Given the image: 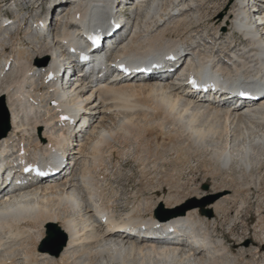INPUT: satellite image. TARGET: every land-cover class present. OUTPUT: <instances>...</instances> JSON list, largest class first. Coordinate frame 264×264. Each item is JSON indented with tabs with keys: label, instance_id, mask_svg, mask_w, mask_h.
Here are the masks:
<instances>
[{
	"label": "bare ground",
	"instance_id": "6f19581e",
	"mask_svg": "<svg viewBox=\"0 0 264 264\" xmlns=\"http://www.w3.org/2000/svg\"><path fill=\"white\" fill-rule=\"evenodd\" d=\"M28 1L0 3V10L6 6L0 12V101H5L9 117V131L0 136V264H232L235 257L224 261L223 240L209 237L211 221L196 208L183 214L178 208L169 212L174 217L167 221L150 223L144 215L153 218V187L145 189L152 191L150 198L141 190V198L138 193L132 201L119 203L108 165L114 153L117 162L130 158L140 163L143 173L146 163L157 172L189 153L218 165L216 173H246L262 164L264 0H253L251 7L247 0L213 4L210 31L202 27L210 0H70L53 19L64 21L63 26L51 23L63 0H51L44 14L49 34L35 37L30 26L40 28L42 22L33 21L42 16L34 7L43 0H34L25 13ZM232 2L234 9L226 11ZM115 3V14L127 12L128 19L119 21L115 34L104 36L86 64L69 60L74 68L65 74L69 81L61 90L57 74L66 55L60 56L58 66L52 64V48L58 39L69 45L66 48L79 46L84 31H102ZM16 10L15 18L7 21L4 13ZM21 31L27 33L21 36ZM111 50V62L130 67L126 74L114 71L106 77L112 64L104 56ZM182 53L193 60L197 72L184 79L180 76L191 69L188 61L181 64ZM40 58L49 63L42 65ZM142 62L151 64L136 72ZM190 81H195L196 90L188 87ZM234 92L249 98H237ZM68 94L74 98L67 100ZM76 108L82 110V121L69 132L61 118ZM156 135L161 143L151 145ZM82 138L85 143L79 144ZM119 140L129 142V148L116 150ZM12 160L19 166L10 179ZM30 168L43 176L24 174ZM21 179L24 182L16 185ZM174 194L158 202L177 207L181 203ZM220 208V201L203 207L213 212ZM102 217L106 225L100 223ZM52 226L65 238L57 256L38 248Z\"/></svg>",
	"mask_w": 264,
	"mask_h": 264
},
{
	"label": "rangeland",
	"instance_id": "374dc122",
	"mask_svg": "<svg viewBox=\"0 0 264 264\" xmlns=\"http://www.w3.org/2000/svg\"><path fill=\"white\" fill-rule=\"evenodd\" d=\"M69 1L70 0H63L64 3L62 2V4H60V6H63L62 9L54 11L52 19H58L59 14H62L63 9H66ZM1 2L2 4H7L8 2H10V0H0V3ZM225 2V0H210V7L207 10L208 17L206 18L207 20L206 22H204L202 27L207 28L208 31L211 30L213 24L209 20L211 17L210 14H212L213 4H216L217 7H220L223 6ZM49 3H51V0H43L39 5L36 4V7L38 6V9L36 7H34V9L37 10L38 13H42L45 11V9L48 8ZM260 3L263 4L261 1ZM229 6H232V8L234 9L235 2L227 5L226 11ZM17 7L20 8L19 5H17ZM29 8L30 6L25 5L23 8V12H30L31 9ZM5 11L6 6H4L0 10V12ZM17 11L18 10L14 11L13 13L9 12L4 14L12 19L14 15L19 13V11ZM124 14L128 18V13L125 12ZM53 22L57 23V21ZM224 32L227 31L224 29ZM26 33V31H21L20 35L22 36ZM16 35L17 33L12 36L15 37ZM233 36L236 41L240 38L239 34H234ZM226 37L228 38V36L224 34L222 39L226 41ZM28 39H30V37ZM5 42L6 41L4 40V44L6 45V47H9L10 44L8 45L7 43L9 41L7 40V42ZM1 54L2 53L0 49V55ZM37 61H42L43 65V62L45 60L40 58L37 59ZM106 77H110V73L107 74ZM2 104L6 109L5 101H2ZM4 118L5 115L3 110L1 109L0 104V122H3ZM146 136H148L147 133ZM152 139H150L152 141L150 142L151 145L152 143H161L162 138H159V136L156 135ZM120 142L121 141L119 140L117 143H114L116 150L123 151V149L126 150L127 148H129V142ZM81 143H85V139H80L79 144ZM121 144L122 146H120ZM75 151L76 150H74V152ZM172 153L173 152H170V154ZM74 155H76L77 157L81 156V154L79 153H76ZM185 155H181L179 157L181 160L179 159V162L177 163L163 164L161 168H157V172L151 169L152 167L151 165H149L150 163H146L147 168H145V172L143 173V166H141L140 163L132 161L130 160V158H128L127 160H121L120 158H118L119 160L117 162L116 154L114 153V159L111 161L108 167L111 172L113 171L112 175L114 177H112L113 179L111 181L112 186H114L113 188L119 194H117L119 199L118 202L120 203L121 201L123 202L125 200L132 201L135 197L137 198L138 193L141 190L143 191L145 196L150 195L152 191H156L155 196L152 195V203H156V205L152 209L153 218L151 215L147 216V214L144 216L146 221H150V223L153 219L156 222L161 223L164 221H160L159 218L155 217L156 214L158 217L169 216V212L181 208L183 205H186L190 201H194L191 202V205H193L194 208L198 210V213L204 215L206 219H209L211 221V224L207 228V230L209 231H207L209 237L212 240H223L227 248V253H224V255L226 256V259L224 261L227 262L235 257V260L233 259L234 264H264V152H262L263 157H261V159L263 158L261 162L262 164H259V167H256L257 169L255 168L251 171L249 170V172L246 173H242L240 171L238 172L235 170H232L230 172L221 170L219 173H216L215 169H217L218 165H212V161H207V163H205L204 158H199L198 156H196V153H189ZM152 160L153 158L150 159V161ZM208 163L212 166L208 167ZM173 164L176 165L175 170H173ZM76 168V166L72 168V173L76 170ZM109 174L111 175V173ZM242 174H245V176L243 175V178L241 176ZM142 175H144L145 178H142ZM152 187L155 190H145ZM170 193H175L177 195V199L180 200L181 204L177 207L167 208L164 204V198H166V196ZM139 197L141 198L140 193L138 198ZM148 198L150 197L148 196ZM159 199L163 200L164 203L158 202ZM217 201H220L222 206V209L220 208L217 212H213V210L203 209L206 204L216 203ZM242 202H244V204H242ZM161 205L162 209H160ZM208 212L212 214L211 217L208 216ZM149 216H151V218L147 219L146 217ZM182 228L184 227L182 226ZM45 238L46 235L39 242L38 248L50 254L48 249L56 248L61 243V236L59 233L54 232V240L49 244L44 245ZM187 245L188 240L182 242V246L184 248H186ZM42 246L44 247L43 249Z\"/></svg>",
	"mask_w": 264,
	"mask_h": 264
},
{
	"label": "water",
	"instance_id": "95a60500",
	"mask_svg": "<svg viewBox=\"0 0 264 264\" xmlns=\"http://www.w3.org/2000/svg\"><path fill=\"white\" fill-rule=\"evenodd\" d=\"M43 65H45V63H43ZM0 104H1V109L3 110L4 115H5L3 122L2 121L0 122V136L4 137L7 134V132L9 131V119H8L6 109L4 108V106L2 104V101H0ZM191 202H194V201H190L186 205H183L181 207L182 208L181 214H183L184 211H186V210L194 208V206L191 205ZM160 209H162V205L160 206ZM211 215L212 214L210 212H208V216L211 217ZM155 217L159 218L160 221H167L169 218L174 217V216L170 215V216L158 217L156 214ZM54 232L60 234L61 243L56 248L48 249V251L50 252L51 255L57 256L60 253V251L62 250V247L64 246V243H65V238H64L63 234H61V232L58 230V228H56L55 226H52L49 229V231L46 233V238L44 239V245L49 244L51 241L54 240ZM43 246H42V249L44 248ZM52 247H54V246H52Z\"/></svg>",
	"mask_w": 264,
	"mask_h": 264
},
{
	"label": "snow or ice",
	"instance_id": "6c2138e0",
	"mask_svg": "<svg viewBox=\"0 0 264 264\" xmlns=\"http://www.w3.org/2000/svg\"><path fill=\"white\" fill-rule=\"evenodd\" d=\"M82 58H86V57H82ZM190 83L193 84V86L195 87V81H190ZM61 119H67V117H62ZM27 170V169H26Z\"/></svg>",
	"mask_w": 264,
	"mask_h": 264
}]
</instances>
